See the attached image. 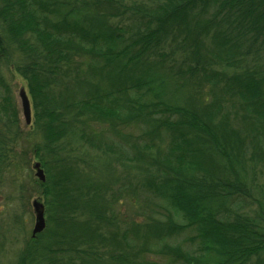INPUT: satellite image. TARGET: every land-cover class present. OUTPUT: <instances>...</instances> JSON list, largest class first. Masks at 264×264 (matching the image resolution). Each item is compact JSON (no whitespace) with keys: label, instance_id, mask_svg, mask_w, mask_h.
Returning <instances> with one entry per match:
<instances>
[{"label":"trees","instance_id":"16d2710c","mask_svg":"<svg viewBox=\"0 0 264 264\" xmlns=\"http://www.w3.org/2000/svg\"><path fill=\"white\" fill-rule=\"evenodd\" d=\"M0 53L28 82L47 176L48 225L22 264H67L68 253L81 264H251L264 253V201L254 217L238 208L252 197L250 167L264 143V0H0ZM185 89V100L171 98ZM226 97L239 99L245 131L217 121ZM92 119L160 130L158 150L135 146L132 163L156 167L143 187L166 216L122 240L100 227L114 225V178L69 174L57 147L78 136L101 149ZM15 126L7 118L0 132V174ZM104 153L129 160L108 144ZM188 229L193 253L171 243ZM154 244L163 263L146 258Z\"/></svg>","mask_w":264,"mask_h":264},{"label":"rangeland","instance_id":"374dc122","mask_svg":"<svg viewBox=\"0 0 264 264\" xmlns=\"http://www.w3.org/2000/svg\"><path fill=\"white\" fill-rule=\"evenodd\" d=\"M21 89L26 91L31 101V124L26 123L23 115L19 96ZM164 90L167 93L174 92L172 85H168ZM202 90L209 94L208 90L211 89L203 87ZM189 93H191L190 89H185L178 95L174 93L170 96L174 101H180L185 100ZM213 95L221 97L220 91L213 92ZM225 99L223 102L224 110L217 121H222L223 116H226L227 123L236 129L235 131H245L243 125L249 120L244 118L239 99L237 97L233 99L226 97ZM169 117L168 113L157 115L159 120H168ZM7 118L16 120V126L13 129L19 132V138L15 143L8 142L6 160L0 174V264H22L27 250L32 246L34 240L32 237L36 222L34 201H40L46 209L44 189L40 186L42 182L36 176V170L34 169L35 163L42 162L36 155L34 148L37 144L43 142V138L36 123L34 101L27 80L17 73L12 64L7 62L6 57L0 53L1 133H7L5 127ZM177 119V116L171 117L172 122H177ZM237 123L241 126H238ZM90 127L92 128V136L99 141L101 149L90 148L78 139V136H72L69 141L64 140L57 147L62 158L66 160L64 168L69 174L77 171V174L82 172L83 178H85L84 176L87 178L92 177V173L99 177L114 178L110 183V190L106 194V198L108 200L112 199L114 203L113 214L108 213L114 225L109 227L102 224L100 226L101 231L109 232V234L114 233L117 240H122L125 235L132 237L133 231L138 229L137 227H145V224L149 222H162L163 216H166V214L159 209L157 201L149 196L143 187L146 176H152L156 167L150 170L143 167L138 168L132 163L136 156L135 146L144 147L148 143L149 146L154 147L153 150H156V148L158 150L161 140L158 137L161 135L156 136L155 134L158 131L160 133L157 124L151 122L149 127L144 130L140 125L122 124L118 119L112 121L92 119ZM86 130L87 133H90L89 128H86ZM105 144L114 146L117 152H125L129 160L124 162L118 158L117 154H105ZM260 146L256 148L258 152H255L258 158L254 160V165L250 167L252 181L250 193L252 197H244L240 200L238 206L242 214L252 217L257 216V213H261L260 208L264 201V143ZM43 153L44 151L41 152V155ZM45 158L48 160V154H45ZM52 162L49 163L52 164ZM48 167L52 169L53 165ZM43 169L45 170V168ZM254 190L255 194H253ZM46 222L48 225L47 216ZM179 222L181 221L179 220ZM194 234V231L188 229L181 235L171 239V243L193 253L195 244L191 241V237ZM156 249L155 244L151 245L149 250L145 252L146 258L150 257L152 260L163 263L165 258L158 257ZM103 253L108 254L109 252L104 249ZM145 253H142V259H144ZM56 254H59V252L57 251ZM59 257L64 258V254L61 253ZM66 258L67 264H81L80 257L75 253H68ZM53 259L56 263L55 256H53ZM258 261L264 264V253L260 255L259 259L253 257L251 264H256Z\"/></svg>","mask_w":264,"mask_h":264},{"label":"water","instance_id":"95a60500","mask_svg":"<svg viewBox=\"0 0 264 264\" xmlns=\"http://www.w3.org/2000/svg\"><path fill=\"white\" fill-rule=\"evenodd\" d=\"M21 103H22V109H23V115L25 118V121L27 124H31L32 122V106L31 101L24 89H21L19 93ZM34 169L36 170V176L39 178V180L43 183L46 182V174L44 169L42 168V164L40 162L35 163ZM35 215H36V222L35 227L33 230L32 237L35 238L38 234H41L44 232L47 226L46 217H45V205L41 203L40 201H34L33 203Z\"/></svg>","mask_w":264,"mask_h":264}]
</instances>
